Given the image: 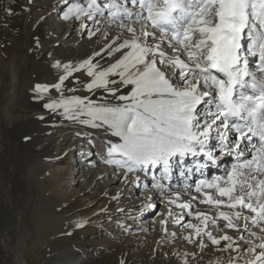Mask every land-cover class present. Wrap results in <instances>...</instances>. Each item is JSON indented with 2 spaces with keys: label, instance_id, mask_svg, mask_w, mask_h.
Instances as JSON below:
<instances>
[{
  "label": "snow or ice",
  "instance_id": "snow-or-ice-1",
  "mask_svg": "<svg viewBox=\"0 0 264 264\" xmlns=\"http://www.w3.org/2000/svg\"><path fill=\"white\" fill-rule=\"evenodd\" d=\"M73 15L96 24L102 17L122 30L105 49L115 59L108 68L97 72V65L86 60L75 69L93 77L88 91L102 88L121 103L75 98L46 107L63 108L68 119L87 116L80 122L92 127L108 126L122 142L107 148L105 163L121 169L125 179L155 169L153 180L164 189L160 181L170 180L174 170L185 180L199 173L203 178L183 187L194 186L203 197L200 203L233 209L231 215L218 213L228 228L239 231L234 219L264 223V0H86V6L72 4L64 19ZM65 72L52 86L57 91L72 75L69 65ZM121 87L127 92L118 95ZM36 91L49 88L37 85ZM116 154L119 158H113ZM189 157L197 159L186 162ZM225 157L234 162L205 176L203 169L218 167ZM173 195L179 200V193ZM195 218L205 227L209 220L215 224L204 213ZM184 227L196 236L204 233L200 225ZM204 234L214 245L228 241L224 251L236 250L232 237ZM247 243L244 264H264V242ZM205 246L201 242V249Z\"/></svg>",
  "mask_w": 264,
  "mask_h": 264
},
{
  "label": "rangeland",
  "instance_id": "rangeland-1",
  "mask_svg": "<svg viewBox=\"0 0 264 264\" xmlns=\"http://www.w3.org/2000/svg\"><path fill=\"white\" fill-rule=\"evenodd\" d=\"M74 3L86 6V0H68L67 3L65 0H0V264H185V261L187 264H195L199 253L184 259L183 263L179 262L177 254L171 253V248L176 243L178 247L184 246L182 242L187 240V233L169 243L161 241L162 238L158 241L146 240L137 251L124 245L127 237L130 240H140L143 228L147 233L156 232L158 222L149 224L143 218L146 216L156 219L161 212L167 215L168 227L173 225L174 229L186 231V227H178L174 223L185 210L181 209L177 213V203L167 205L164 200L148 212L149 205L144 202L146 197L142 199L144 190L140 186L130 200L133 205L126 207L129 205L127 198L114 196L115 190H121L126 185L124 172L107 163L105 166H111L120 178L107 193H100L103 183L108 180L105 177L101 178V182L94 181L92 189L88 188L90 191L85 187L89 183L87 175L79 183L75 179L80 160L92 157V167L94 171L98 170L109 158L107 148L112 143L122 141L113 136L106 125L92 127L80 122L90 119L87 116L68 119L63 108L50 110L46 105L70 98H80L86 103L91 101L94 104L108 101L121 103L113 100L102 88L88 91L86 85L93 77L87 76L86 69H75L86 60H92L97 65V72L108 68L115 59L105 49L122 30L116 24L105 23L102 17H97L99 24L86 17L76 19L75 15L64 19L68 8ZM44 45L46 49H42ZM97 52L101 55L97 56ZM65 65L71 67L72 75L57 91L52 86L59 83L61 76L66 75ZM13 85L15 90L10 94ZM37 85L47 86L49 91L37 92ZM126 92L127 89L121 87L118 95ZM46 133H49L48 136ZM63 137H68L66 144V138ZM73 140L70 151L76 149V153L71 162L66 147ZM213 143L219 147L218 142ZM89 145L92 148L87 153ZM92 149L94 155L89 156ZM113 158H119L118 154ZM196 159L189 157L186 162ZM46 161L48 165L45 164ZM233 162L232 157H225L217 162L218 167L210 165L203 172L210 177L215 173L219 174ZM57 168L68 177L72 172V178L61 186L50 179ZM213 168L219 169L214 171ZM149 170L151 171L148 172ZM149 170L146 172L150 175L152 169ZM136 174L129 173L127 177L139 176ZM155 175L158 173H153L151 181L148 179L142 184L143 188L150 189L152 182H155ZM176 175L179 179L174 181ZM106 177L111 180V176ZM199 178L203 177L194 172L185 180L173 171L170 180H162L160 183L169 184L173 180L172 188L166 185L168 191L164 193L179 191L181 203L191 205L187 210L192 213L194 224L195 210L202 209L204 214L219 224L218 228H214L209 220L206 226L208 229L217 235L230 233L243 243L241 251L231 250L229 255H224L220 262L214 261V264H244L243 257L247 256L245 249L249 247L247 241L254 242L256 239L250 232L264 238V231L261 230L264 223L256 226L251 225L250 221L234 219L235 225L245 226L247 223L249 231L237 233L233 231L235 228H228L227 221L215 215L212 209L215 206L200 203L199 199L196 204L192 203L197 198L192 200L197 192L194 186L185 189L183 184L194 185V180ZM219 209L229 215L234 211L224 206ZM88 214L92 216L89 222L79 224L80 219ZM140 222L145 227L140 226ZM197 238L202 240V236ZM159 242H162L163 248H158ZM185 246L188 248V245Z\"/></svg>",
  "mask_w": 264,
  "mask_h": 264
},
{
  "label": "bare ground",
  "instance_id": "bare-ground-1",
  "mask_svg": "<svg viewBox=\"0 0 264 264\" xmlns=\"http://www.w3.org/2000/svg\"><path fill=\"white\" fill-rule=\"evenodd\" d=\"M67 22H64V24H66ZM49 31V30H48ZM47 47L44 45L42 46V49H46ZM65 64V63H64ZM4 70V69H3ZM5 72V71H4ZM7 72V70H6ZM65 74V73H64ZM15 90V86L13 85V88L10 90V94L13 93V91ZM72 99H75V98H70V99H67V100H72ZM44 109V107H43ZM61 109V108H60ZM64 110V109H62ZM44 116V115H43ZM66 118V117H65ZM45 131V130H44ZM42 132V131H41ZM45 133V132H44ZM47 134V133H46ZM49 134V133H48ZM47 134V136H48ZM110 134V133H109ZM108 134V135H109ZM44 135V134H42ZM46 137V136H45ZM66 138V137H63V139ZM107 138V137H106ZM39 139V138H38ZM41 139V138H40ZM43 139V138H42ZM44 140V139H43ZM42 140V142H44ZM47 141V140H46ZM58 141V140H57ZM66 142H68V137L65 139V144ZM74 143V140L71 142V143H67L68 144V147H66V149L68 148L69 150V157L70 158V161L73 160V156L75 155L76 153V149L72 152V150L70 151L71 149V146L72 144ZM89 147V148H88ZM88 147H85V148H88L87 150V153L91 150V146L89 145ZM217 148V147H216ZM218 149V148H217ZM47 150V149H46ZM93 150V149H92ZM94 152L91 151L88 155L91 156V155H94ZM53 153V152H52ZM86 153V152H85ZM50 156V155H49ZM79 157V156H78ZM84 158V157H82ZM190 161V160H189ZM50 162V161H48ZM72 162V161H71ZM47 163V161L45 162V164ZM49 164V163H48ZM46 164V165H48ZM80 166L79 169L78 168V171H77V174L75 176V179L77 180V182L79 183L81 178L84 177V175H87V179L86 180H89V183L85 186L87 189L90 188L92 189V183L94 181L97 182H101L102 181V177H105L106 179H108L107 181H105L103 183V190L100 192V193H107L108 192V189L114 185V184H117L119 181H120V178L117 171L115 170H112V167L111 166H105L106 163H103L104 166L103 167H98V170L96 169L94 171V167H92L94 165V159L92 157L90 158H86V159H82L80 160ZM45 167V166H44ZM47 167V166H46ZM96 168V167H95ZM77 169V167H75V170ZM105 169H107L105 171ZM219 168H213V170H218ZM60 169L57 168V171L55 173H53L52 177H50V179L52 180H55L56 181V185L57 186H61L62 184H64L65 182H68L70 178H72V172L71 174L69 173V177L66 175V174H63V173H60ZM151 170H149L148 172H150ZM175 171V170H174ZM58 172V173H57ZM62 172V171H61ZM157 171H155L154 169H152V173L149 175L147 174L146 171H143V172H138L136 175L139 174V176H136V177H127V179L125 180L126 182V185L124 186L123 184V188L121 190L117 189H113L115 190L114 191V196L115 198H127L128 199V204L126 207H129L130 205L132 206L133 204H131L130 200L131 198L133 197L134 195V192H136V190L138 189V187L142 186V193H144V195L142 196V199L146 197V199L144 200L145 204H148L149 205V209H148V212L152 211L155 207H157V205L160 203V202H164L165 200V203L167 205L169 204H173V203H170L169 200L170 199H167L168 197L171 198V200H176V197L173 195V193H179L178 190H173L172 193L170 194H165L164 192L168 191L166 188L164 189H161L160 187L156 186V184H154L155 182H152V185L150 187V189L148 188H143V185L145 184V182L148 180V181H151V176L153 173L156 174ZM215 173V172H214ZM75 174V172L73 171V175ZM107 174V175H106ZM147 174V175H146ZM216 174V173H215ZM113 175V176H112ZM71 176V177H70ZM106 176H111V180H109V178H107ZM102 178V179H101ZM176 179H179V176L176 175L174 181ZM75 180V181H76ZM173 180H171V182L169 184H167L166 182H162V184L164 185H167L169 186L170 188L171 187V183H172ZM71 182V180H70ZM161 182V181H160ZM75 183V182H74ZM84 183V182H83ZM101 184V183H100ZM143 184V185H142ZM96 185V184H95ZM102 185V184H101ZM120 187V186H119ZM113 188V187H112ZM84 189V188H83ZM174 189V188H173ZM89 190V189H88ZM90 191V190H89ZM112 192V191H111ZM180 194V193H179ZM191 195V194H190ZM189 195V196H190ZM165 197H167L165 199ZM181 197H179V200H176V203H181ZM194 197L196 198L195 199V202H192L194 204H196V200L199 199H203V197L201 196L200 193H196L192 200L194 199ZM191 200V201H192ZM117 203V202H116ZM90 205V204H88ZM87 205V206H88ZM100 209V208H99ZM102 209V208H101ZM144 209V207H143ZM212 209H214L215 211V215L218 216V213L219 211H223L222 209H217L216 207H212ZM181 211V208H178L177 210V213ZM172 212V211H171ZM168 213V212H167ZM191 212L187 209H185L183 211V215L180 216L179 219H176L174 221V223H176V225L178 227L180 226H184V223L187 224V223H191V224H194V222L192 221L191 219V216L192 213L190 214ZM197 213H203V210L200 209V210H195V213H194V219H195V224H198L200 225L202 228H204V233L206 232H210L212 234L213 237H215L216 239H220L221 237L225 236V235H228L230 237H232V239L235 241V244H234V249H236V251H241L244 247H243V243H240L238 241V239H235V236H232L230 233H224V234H221V235H217L215 234L213 231H211L210 229H208V227H205L204 225L201 224V221L200 220H197L195 217H196V214ZM233 213V212H232ZM231 213V214H232ZM245 215H251L249 213H244ZM173 215V213H172ZM172 215H171V218H172ZM65 216V215H64ZM81 216V215H80ZM102 217V214L100 215ZM166 213L165 212H161L160 216H157L156 219H149V217H144L143 220H145V222L147 221L149 224L150 223H153L154 221L158 222V226H157V230L156 232H153V233H147L145 228H143V232L141 233L143 235V237L140 239V240H137V239H128V237L126 238L125 240V247L130 249V250H133V251H137L140 249L141 246H143V243L146 241V240H160L161 238V241H166L167 243L169 242H172L176 237H179V236H185V234L187 233L188 235L186 236L187 237V240L183 241L182 244H184V246H177V243L175 245L172 246L171 248V253L172 254H177V259H179V262L183 263L184 262V259L186 258H191L193 255L199 253V257H198V261L195 263V264H203V263H210V264H214V261H221L222 258L224 257V255H229V251L233 250V249H228L227 251H224L223 249H225L227 247V244H228V241H224L221 239V243L219 245H214L212 244L211 240L208 239L207 235H205L204 233H201L200 236H202V240L201 239H198L197 236L194 234V230L193 229H189L186 227V231L184 230H177V229H174V226L171 225L168 227V225L165 223L166 222ZM91 215L88 214L86 215L85 217L81 218V222L79 224H83V223H88L89 220L91 219ZM63 220V218H62ZM79 220V221H80ZM177 220H179V223H177ZM173 221V220H172ZM212 221V220H211ZM143 222V221H142ZM142 222L139 223L140 226L142 227H145L144 224H142ZM208 225V224H207ZM213 225V223H212ZM251 225H253L251 223ZM237 228L239 229L240 226H242L241 224L239 225H236ZM74 227V226H73ZM219 227V224L215 222L214 224V228H218ZM243 228L242 229H239V231L236 230H233L237 233H240V232H247L249 231L248 229L245 230V226H242ZM71 228V227H70ZM150 228V227H149ZM207 228V229H206ZM59 229V228H58ZM216 230V229H215ZM232 230V229H231ZM127 232V231H126ZM125 233V232H124ZM251 233H254V232H250ZM251 236H253L251 234ZM190 237V239H189ZM191 237L193 238L191 240ZM261 238V239H258ZM254 238H256L254 240V243H261V242H264V238H262L260 235H255ZM201 242H203L204 245H206L203 249H201L200 247V244ZM185 245H188V248H186ZM250 246V245H248ZM158 248H163L162 246V242H159L158 244ZM235 251V250H234ZM217 254V256L215 255ZM220 258V259H219ZM211 259V260H209ZM208 260V261H207ZM212 261V262H211ZM221 264V263H219ZM233 264V263H232Z\"/></svg>",
  "mask_w": 264,
  "mask_h": 264
},
{
  "label": "water",
  "instance_id": "water-1",
  "mask_svg": "<svg viewBox=\"0 0 264 264\" xmlns=\"http://www.w3.org/2000/svg\"><path fill=\"white\" fill-rule=\"evenodd\" d=\"M0 109L2 110V107H0Z\"/></svg>",
  "mask_w": 264,
  "mask_h": 264
}]
</instances>
